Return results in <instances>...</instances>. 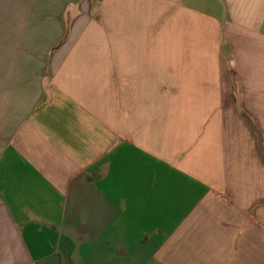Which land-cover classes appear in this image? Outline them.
Returning a JSON list of instances; mask_svg holds the SVG:
<instances>
[{"label":"crops","instance_id":"obj_1","mask_svg":"<svg viewBox=\"0 0 264 264\" xmlns=\"http://www.w3.org/2000/svg\"><path fill=\"white\" fill-rule=\"evenodd\" d=\"M0 264H264V0H0Z\"/></svg>","mask_w":264,"mask_h":264},{"label":"water","instance_id":"obj_2","mask_svg":"<svg viewBox=\"0 0 264 264\" xmlns=\"http://www.w3.org/2000/svg\"><path fill=\"white\" fill-rule=\"evenodd\" d=\"M259 135V134H258ZM259 141H260V137H259ZM263 150V149H262Z\"/></svg>","mask_w":264,"mask_h":264}]
</instances>
